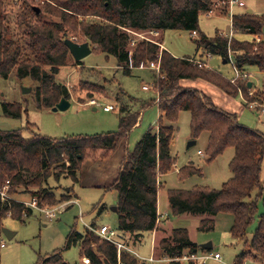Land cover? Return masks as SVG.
<instances>
[{
  "label": "trees",
  "instance_id": "16d2710c",
  "mask_svg": "<svg viewBox=\"0 0 264 264\" xmlns=\"http://www.w3.org/2000/svg\"><path fill=\"white\" fill-rule=\"evenodd\" d=\"M229 0H0V74L7 76L15 71L19 78L29 77L35 85L37 107L50 110L65 97L75 98L84 104L106 92L102 85L82 80L79 87L69 89L58 81L57 73L68 63L70 50L65 44L71 35L82 34L91 42L92 52L113 56L125 75L152 62L160 63L159 74H153V89L157 99L143 100L141 109L157 105L159 119L156 127L143 133L134 149L125 148L124 159L116 177L99 178L108 157L127 139L138 123L140 108L136 99L121 87L116 94L113 110H118L119 127L115 131L53 138L42 134L24 137L22 130H0V190L8 184V197L0 193V220L4 217L24 220L34 209L16 198L29 194L37 198L39 207H57L72 200L70 190L56 196L51 179L62 178L83 187H102L115 190L118 195V230L115 240L123 247L118 253L115 242L102 238L92 223L83 231L72 228L65 246L41 257L36 264H70L62 252L79 245L81 260L89 264H146L133 249L146 235H152L157 223L158 191L163 186L161 177L174 170L176 157L171 147L177 133V122L183 111H189L191 139L198 140L208 132L205 148L206 161L210 162L227 148H234L229 163L232 177L219 189L194 186L191 189L170 188L167 191L170 209L174 215L194 214L216 216L231 213L233 224L230 233L244 241V248L235 257L234 264L246 259L264 261V213L251 239L247 232L253 223L258 198L264 205V182L261 180L264 160V134L243 125L236 113L218 106L214 99L196 88L184 87L182 79H205L230 96L239 91L248 96L249 81L238 79L233 83L220 72L208 68L205 60L197 57H177L161 50L162 35L158 42L137 39L134 32L167 29L196 31V44L203 54L219 55L237 68L257 67L264 72V13L245 11L231 16L236 33L252 36L249 40L222 35L210 37L199 29L202 13L219 9L228 12ZM17 13L13 16L14 8ZM9 6H11L9 8ZM13 17V19H12ZM58 20H48L47 18ZM20 21L17 28L12 22ZM26 30H24V28ZM137 39L134 44L132 41ZM74 40V39H73ZM80 42V41H76ZM89 42V44H90ZM161 55V56H160ZM197 60L200 61L197 62ZM82 64V60L77 61ZM74 94V95H73ZM6 115L19 118L22 105L3 103ZM201 175L193 161L182 166L178 178L185 180ZM257 192L254 198V193ZM105 208L104 204L101 210ZM214 220L202 219L199 230L213 228ZM132 250H130V249ZM199 253L210 249L201 247L190 238L185 227L173 228L164 235L157 254L172 258L170 264H179L184 252ZM159 258V259H160Z\"/></svg>",
  "mask_w": 264,
  "mask_h": 264
},
{
  "label": "rangeland",
  "instance_id": "374dc122",
  "mask_svg": "<svg viewBox=\"0 0 264 264\" xmlns=\"http://www.w3.org/2000/svg\"><path fill=\"white\" fill-rule=\"evenodd\" d=\"M231 5L228 2V12L222 13L218 8L214 14L202 13L199 19V29L206 35L213 37L217 32L229 33L232 31L231 16L252 10L257 14L264 13V0H237ZM12 6V5H11ZM9 6V8L11 7ZM13 7V6H12ZM14 8L13 16L18 8ZM13 19V17H12ZM51 20V17L47 18ZM52 20H58L53 18ZM20 21H13L12 27L17 28ZM24 28V27H23ZM24 30H26L24 28ZM224 31V32H223ZM236 37L249 40L252 36L246 33H236ZM198 35L185 30L167 29L163 34V43L170 53L177 57L191 56L201 58L206 61L207 67L220 72L222 75L231 79L235 75L233 63L224 62L219 55L203 54L196 44ZM228 36V35H226ZM78 43L86 42V37L82 34L71 35ZM159 39V38H158ZM90 42V41H89ZM90 46L91 42H90ZM82 64H78L74 57L69 56L68 63L57 73L56 78L67 84L69 89L77 88L82 80L98 83L106 88V92L96 100L98 105H90L87 100L84 104L79 103L75 98L71 100V105L66 110L53 111L52 109H40L37 107L35 83L29 77L19 78L15 71L4 76L0 74V130L21 129L23 136L28 138L34 134H42L53 138H61L73 135H92L115 131L119 127L118 110L106 112L103 106L113 104L116 94L120 92V87L131 97L136 99L135 108L141 109V102L157 99V94L153 89V74L159 72L147 66L134 69L131 75H125L123 70L117 65V60L113 56L106 57L104 53L97 51L91 52L82 59ZM247 72L251 74L249 81L252 86L248 87V96L241 95L248 100H256L264 104V72L257 67H248ZM241 79V78H240ZM247 81L245 79H241ZM184 87H192L209 94L217 105L229 111L236 112L239 121L252 129L264 134V112L261 107L250 108L240 97L229 96L222 89L205 79H182L180 81ZM144 85L150 87L149 90L143 88ZM28 88H31L29 91ZM249 92H253L251 95ZM74 95V94H73ZM19 103L22 105V116L19 118L6 115L3 103ZM141 120L136 127H133L127 137L126 149L132 151L141 138L143 133L155 126V116L157 107L155 105L142 108L140 110ZM191 114L189 111L181 112L177 122V133L174 138L171 150L177 156V166L173 171L164 176L165 191L160 194V212L165 215L168 221H163L164 227L177 228L185 227L188 229L190 238L200 246L205 243H212V249L205 253L199 252L198 255L219 253L221 258L209 257L205 264H234L236 255L243 250L244 241L237 240L230 233L233 224L231 213H219L215 218L213 228L199 230L200 221L203 218L212 217L210 215H174L169 207L167 189L184 188L191 189L194 186H209L219 189L232 177L229 163L234 156V148H227L221 155L214 160L207 162L205 148L207 146L208 132H204L197 140V144L190 149L187 147L191 140L190 132ZM199 149H203V156L197 154ZM187 159L193 161L201 168L202 175H193L187 180H180L177 176V167L182 165ZM186 165V164H185ZM184 166V165H183ZM261 180L264 182V160L262 163ZM51 184L57 197L71 187L72 200L64 201L57 208L64 207L57 212L55 217L48 218L40 210L48 206L33 207L32 215L25 217L24 220L4 217L0 220V264H36L37 261L46 255L52 254L56 250L65 246L67 236L72 228L83 231L85 227L96 223L97 225L107 224L112 229L118 230V213L112 210L117 205L118 195L115 190H105L102 187H83L74 184L72 180L62 178L60 182L51 179ZM10 189L7 188V191ZM70 190V188H69ZM69 192L68 190H66ZM258 191L254 193L256 197ZM16 198L26 203L32 202L33 198L29 194H20ZM35 199V198H34ZM104 204L105 208L101 210ZM56 207V206H55ZM53 208V207H50ZM264 213V205L261 198H258V210L253 223L248 228L247 238L251 239L259 223L260 215ZM160 222V221H159ZM165 222V223H164ZM9 230L14 234L9 238L4 232ZM171 231L158 232L155 252L149 261L148 258L153 252L152 235H146L142 242L133 243L132 247L136 255L146 264H170V261H160L162 258L157 254V245L164 235H169ZM2 244H4L2 246ZM130 249V248H129ZM132 250V249H130ZM64 259L70 264H89L85 259L81 260L79 245H73L62 252ZM187 254V251L184 252ZM183 254V255H184ZM160 258V259H159ZM168 259V257H163ZM145 264V263H144ZM179 264H202L201 260L191 261L181 259ZM242 264H264V261L246 259Z\"/></svg>",
  "mask_w": 264,
  "mask_h": 264
},
{
  "label": "built area",
  "instance_id": "2783aa9c",
  "mask_svg": "<svg viewBox=\"0 0 264 264\" xmlns=\"http://www.w3.org/2000/svg\"><path fill=\"white\" fill-rule=\"evenodd\" d=\"M230 3L231 5L233 4H237V3H242L241 1L238 2L237 0H230ZM208 14H213V11H210ZM231 24H232V21H231ZM132 34H134L136 36L137 39H146V40H149L151 42H155V43H159L158 42V38L161 36V33L160 31H156V30H153V31H146V32H134V31H130ZM224 35H228L230 37H232L234 34H235V30L232 26V31H230L229 33H226L224 32L223 33ZM192 35H197V32L196 31H193L192 32ZM137 39H134L132 41V44H134L136 42ZM160 44V48L161 50H164L166 49L164 47L163 44L159 43ZM161 56V55H160ZM197 62L200 63L199 60H197ZM231 63H233V66H234V70H235V75L233 78H231L230 80L235 83L238 79H245L247 81H249V78L251 76V74L249 72H247L246 70H241L239 68L236 67L232 57H231ZM201 64V63H200ZM150 67L152 69H155L157 70L158 72H160V63L157 62H152L150 63ZM143 88L145 90H149L150 87L148 85H144ZM240 93V97L242 98V100L250 107V108H254V107H257V106H260L261 107V110L262 112H264V104H261V103H258V101L256 100H248L247 98H244L241 94H242V91L240 90L239 91ZM251 95L253 94V92H249ZM90 105H96L97 102L96 100H91L89 101ZM113 109V106L112 105H105L104 106V110L108 111V110H112ZM200 154L203 155V152L202 151H199ZM7 188H9V182L8 184H6L2 190H0V193H1V196L2 198H5V197H8V191H7ZM26 203V202H25ZM26 205L28 206H31V207H37V198L33 199L32 202L30 203H26ZM38 208V207H37ZM62 208H57V207H53V208H41L40 210L45 214L46 217L48 218H53L55 217L56 213L57 212H60ZM39 209V208H38ZM159 217L157 219V223H159L160 221V218H163V214H160L158 213ZM102 238L106 239V240H109V241H112V242H115L117 247H118V253L120 254V251L123 247H125L121 242H118L115 240V236H116V230L115 229H112L109 225H101L99 227H97V229L95 230ZM4 244H2L3 246ZM209 257H213L215 259H220L221 256L219 253H214L212 254L211 252L209 254H205V255H202V256H199L198 255V252L197 253H190V252H187V254H184L181 258V259H186V260H191V261H199L201 260V263L202 264H205L207 259ZM86 262H89V259L88 258H84ZM152 261H155L154 258H150ZM165 260H168V261H172V258H169L166 259V258H162L160 261L162 262H165Z\"/></svg>",
  "mask_w": 264,
  "mask_h": 264
},
{
  "label": "crops",
  "instance_id": "0c3cea01",
  "mask_svg": "<svg viewBox=\"0 0 264 264\" xmlns=\"http://www.w3.org/2000/svg\"><path fill=\"white\" fill-rule=\"evenodd\" d=\"M214 14V13H213ZM224 32V31H223ZM163 34H164V32L161 34L162 35V38H163ZM163 45H164V43H163ZM164 47L165 48H167L165 45H164ZM184 57V56H183ZM226 62H228V61H226ZM231 62V61H230ZM246 70V69H245ZM250 82V81H249ZM189 87V86H188ZM225 93V92H224ZM226 94V93H225ZM209 95V94H208ZM226 95H228V94H226ZM230 96V95H229ZM96 105H98V104H96ZM106 105H112V104H106ZM155 106L157 107V105L155 104ZM218 106H220V105H218ZM103 110H104V106H103ZM113 110V109H112ZM112 110H108V111H106V110H104V111H106V112H109V111H112ZM226 111H229V110H226ZM229 112H232V113H236V112H233V111H229ZM237 114V113H236ZM140 119V118H139ZM155 119H156V122H155V126H153V127H156L157 126V122H158V119H159V110H158V107H157V115L155 116ZM141 120H139L138 121V123L140 122ZM138 123L134 126V127H136L137 125H138ZM192 140V139H191ZM197 144V143H196ZM126 145H127V139L126 140H124L123 142H122V144H120L119 146H118V148L108 157V159H107V161H106V164H105V167H104V170H103V174H102V176L99 178V180L101 181V180H103L105 177H108V176H111V177H116L117 175H118V173H119V171H120V168H121V164H122V161H123V159H124V153H125V147H126ZM191 147H189V149H190ZM199 151H202L203 152V149H199L198 151H197V154H199L200 156H203L202 154H200L199 153ZM171 153H172V156H174V157H176V159H177V156L172 152V150H171ZM190 162V159H187L184 163H182V165H179L178 167H177V176H178V171H179V169L183 166V165H185V164H187V163H189ZM176 166H177V160H176V164H175V167L174 168H176ZM168 174H170V173H168ZM168 174H166V176H168ZM202 175V174H201ZM164 176L165 175H163L162 177H161V181H162V183H163V186L159 189V191H158V213H160V214H163V213H161L160 212V208H159V206H160V194L163 192V191H165V181H163V178H164ZM188 179V178H187ZM187 179H185V180H187ZM173 188V187H172ZM175 188V187H174ZM168 189H170V188H168ZM168 189H167V191H168ZM26 202V201H25ZM169 207H170V205H169ZM164 215V214H163ZM183 215H186V214H183ZM209 219H213L214 220V222H215V218H214V216H212V217H208ZM203 219H205V218H203ZM160 221H161V223H159L158 225H159V227H160V230H158V229H155L154 230V232L152 233V243H153V252L151 253V255L149 256V258H148V260L149 261H152L150 258H152V255H154V252H155V246H156V240H157V237H158V232H166V231H172V229L171 228H166V227H164V225H163V221H168V214H167V218H165V215L163 216V218H160ZM164 222V223H165ZM201 222V221H200ZM103 225H107V224H103ZM101 226V225H100ZM194 241V240H193ZM163 258V257H162Z\"/></svg>",
  "mask_w": 264,
  "mask_h": 264
},
{
  "label": "water",
  "instance_id": "95a60500",
  "mask_svg": "<svg viewBox=\"0 0 264 264\" xmlns=\"http://www.w3.org/2000/svg\"><path fill=\"white\" fill-rule=\"evenodd\" d=\"M248 12H253L252 10H248ZM65 44L67 45V47L70 50L71 55L74 57V59L76 61H80L82 60L84 57H86L87 55H89L92 52V48L89 44L88 41L83 42V43H78L76 41H74L73 39L70 38H66L65 39ZM224 62H226V60L224 59ZM249 86H252V83L249 82ZM28 90L30 91L31 88H28ZM71 105V101L66 99L65 97H63L55 107L52 108L53 111H58V110H66L70 107ZM197 143L196 140H190L188 142V148L194 146ZM66 190L69 191V188H67ZM112 210L117 212V206H113ZM4 232L7 234V236L9 238H12L14 236V234L12 232H10L7 229H4ZM201 247L205 248V249H212V243H205L202 244Z\"/></svg>",
  "mask_w": 264,
  "mask_h": 264
}]
</instances>
